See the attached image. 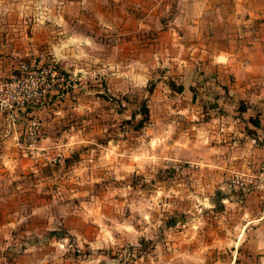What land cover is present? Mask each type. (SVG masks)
<instances>
[{
    "label": "rangeland",
    "instance_id": "rangeland-1",
    "mask_svg": "<svg viewBox=\"0 0 264 264\" xmlns=\"http://www.w3.org/2000/svg\"><path fill=\"white\" fill-rule=\"evenodd\" d=\"M84 1L0 0V47L10 55L19 47L20 56L36 47V60L17 57L13 73L26 63L65 76L58 95L0 114L8 116L0 120V264H247L240 215L254 180L229 193L222 183L240 175L207 177V157L216 155L207 152V102L198 114L169 96L162 106L160 89L177 78L145 62L173 31L187 44V22L165 1ZM108 11L114 19L91 20ZM206 22L197 19V44ZM91 27L97 34L82 47L75 34ZM199 50L196 67L207 59ZM142 97L150 122L133 131L127 123Z\"/></svg>",
    "mask_w": 264,
    "mask_h": 264
},
{
    "label": "crops",
    "instance_id": "crops-1",
    "mask_svg": "<svg viewBox=\"0 0 264 264\" xmlns=\"http://www.w3.org/2000/svg\"><path fill=\"white\" fill-rule=\"evenodd\" d=\"M160 1L172 5L176 20L187 22L188 31L187 44H181V34L173 31L177 37L157 41L152 54L146 57V63L153 61L155 67L163 70V79L169 74L183 87L182 92H174L172 96L167 86L160 89L165 96H161L162 106L170 107L169 96L183 102L184 111L198 114L207 102V152L216 153L207 157V177L225 179L242 175L254 180L256 185L244 196L240 219L245 221V238H240L239 246L245 250L247 264H264V188L258 185L259 175L264 171V0ZM147 3L145 0L143 5ZM176 6L178 10L174 9ZM105 14L109 20L116 16L109 11L95 12L91 20L105 18ZM200 17L205 18L207 27L203 33L205 42L197 44L194 36L195 28L199 27L195 24ZM91 28L75 34L82 47L90 44L89 36L97 34ZM197 47H202L203 51H199L207 55L198 67L193 63ZM16 49L19 47H13L10 55L8 47H0V76L8 78L16 70L17 57L36 60V47H27L21 56L19 51L15 53ZM111 61L114 62V57ZM108 62L110 65V58ZM160 91L154 92L160 97ZM4 116L0 117L1 122L7 120L8 116ZM248 226H252L250 230Z\"/></svg>",
    "mask_w": 264,
    "mask_h": 264
},
{
    "label": "built area",
    "instance_id": "built-area-1",
    "mask_svg": "<svg viewBox=\"0 0 264 264\" xmlns=\"http://www.w3.org/2000/svg\"><path fill=\"white\" fill-rule=\"evenodd\" d=\"M32 68L31 65L22 63L19 66L18 73H13L10 81L0 83V114L23 112L29 107L42 104L48 92L55 91L57 95L59 94L62 83L65 82L64 74L51 67L42 70ZM36 138L37 128L35 123L32 122L28 125L26 131V140L29 146L35 145ZM259 177L260 186L264 188V171ZM252 182L251 179L240 175L222 183L220 189L229 193L243 192L249 184H253Z\"/></svg>",
    "mask_w": 264,
    "mask_h": 264
},
{
    "label": "trees",
    "instance_id": "trees-1",
    "mask_svg": "<svg viewBox=\"0 0 264 264\" xmlns=\"http://www.w3.org/2000/svg\"><path fill=\"white\" fill-rule=\"evenodd\" d=\"M153 84H154L153 82L149 83L147 88L145 89V91L149 95L152 93L154 89ZM166 84L172 92L183 91V87L180 84L176 83V80L174 78H167ZM147 100H148L147 97H142L139 101L135 99L137 104L135 103L136 104L135 109L133 111V114L131 115L130 120L127 123L130 125V128L133 131H140L144 129L146 125L150 122V111L147 105ZM204 106H206V102L204 103ZM211 106L213 107V105ZM69 161H70L69 159H66V162L69 163ZM174 225H175V221L171 219L170 222L168 223V226L172 227ZM50 235H55V233H51ZM141 244L143 245L144 242L141 241Z\"/></svg>",
    "mask_w": 264,
    "mask_h": 264
}]
</instances>
